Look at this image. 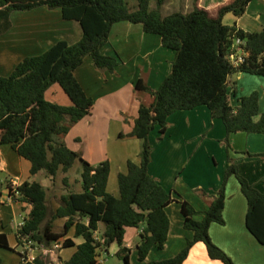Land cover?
Instances as JSON below:
<instances>
[{
  "label": "trees",
  "instance_id": "16d2710c",
  "mask_svg": "<svg viewBox=\"0 0 264 264\" xmlns=\"http://www.w3.org/2000/svg\"><path fill=\"white\" fill-rule=\"evenodd\" d=\"M151 0H135L131 6L127 0H0V24L9 28L13 12H28L40 7L60 9L63 19L71 21L81 32L80 39L71 44L60 41L38 57L21 62L9 77H0V145H9L22 158L31 163V174L45 172L56 179L62 172L67 175L76 163L82 166V192H66L56 210L48 201V191L37 182H25L9 194L14 202L32 207L28 218L18 229L16 239L19 248L24 240L32 242L44 251L32 262L20 264H53L52 247L63 240V248L75 247L67 238L74 231V238L84 242L76 253L63 264H98L101 248L116 244V256L123 264H130L131 250L125 246L126 228H141L140 243L136 248L138 259L145 263L151 251L164 250L170 233V219L166 209L177 202L172 192L166 190L152 177L149 166L153 147L150 136L159 130L164 137L170 116L180 111L207 107L214 119H220L227 131L224 141L230 165L223 185L216 195L202 189L195 190L201 199L209 201L206 212L199 213L186 201L178 202L184 217V228L194 232V239L172 259L147 264H184L192 248L203 243L212 260L223 264L234 261L212 240L210 228L216 223L225 225L226 187L235 176L248 203L246 227L258 243L264 246V191L258 189L240 174L230 153L232 134L264 135V113L260 110V93L240 98L239 106L232 104L237 94V83L232 78L238 74L264 77V28L255 33L246 32L237 25L227 26L224 18L231 14L241 18L254 0H230L220 6L217 15L199 7L188 13L163 16L166 0H156V9L150 10ZM122 22L142 25L148 34L158 35L164 48L175 52L171 74L157 91L150 89L143 79L135 85V91L152 97L150 105H140L133 130L120 134L119 138L138 139L142 142L140 164L128 163V172L120 174V197L108 192L110 163L90 165L79 152L66 144V137L74 126L92 115L94 100L78 82L75 72L87 57H91L96 70L114 73L120 62L105 56L103 48L108 44L113 27ZM245 42L244 61L235 66L229 53L234 40ZM59 85L72 102L62 106L46 99L47 92ZM264 159V153L252 155ZM68 177L64 184L69 186ZM0 182V210L3 206ZM203 219L197 221L196 216ZM65 219L62 231H56L55 221ZM104 226L101 238L96 234ZM0 249L11 250L8 238L0 234ZM61 249V250H62ZM60 251V250H59ZM0 264H5L0 259Z\"/></svg>",
  "mask_w": 264,
  "mask_h": 264
},
{
  "label": "crops",
  "instance_id": "0c3cea01",
  "mask_svg": "<svg viewBox=\"0 0 264 264\" xmlns=\"http://www.w3.org/2000/svg\"><path fill=\"white\" fill-rule=\"evenodd\" d=\"M229 1L200 0L199 7L216 16L218 8ZM168 2L171 3L172 0H166L167 4ZM9 22L7 31H4L5 23L0 24V77H9L25 59L43 55L60 41L73 44L80 38L75 24L65 21L60 9L40 7L28 12H13ZM229 24L227 26L237 25L250 33L260 31L264 28V0L252 1L246 14L241 18L233 16ZM102 53L117 58L120 65L114 73L101 72L95 69L93 59L87 57L76 70L78 82L94 100V109L92 115L72 128L65 141L70 149L79 152L92 166L105 161L110 163L108 192L119 198V175L128 172L130 161L140 164L142 148L140 140H122L119 135L130 134L140 105H150L152 102L150 95L136 92L135 85L143 79L150 89L157 91L172 72L175 52L164 48L161 37L146 33L142 25L122 22L113 27ZM232 80L237 83L238 89L236 96L232 95V98L240 100L239 95L242 98L259 92L260 110L264 113V77L238 74ZM46 99L62 106L72 105L59 85L47 92ZM168 123L169 127L162 140L159 138L160 134L154 133L156 131L150 136L153 154L149 166L152 177L171 191L177 200L166 209L171 223L168 241L164 250L155 247L145 263H142L138 259L136 248L140 243L143 227L126 228L125 246L131 250L130 264L161 262L179 255L187 242L194 239V232L184 228V217L178 202L186 201L197 212H206L209 201L198 197L195 190L202 189L209 195H216L230 165L227 147L223 144L228 137L226 127L220 119L212 117L207 107L176 112L169 117ZM229 141L232 146L230 156L240 174L264 191V159L246 154L264 153V135L232 134ZM56 180L57 178L47 177L45 172L32 176L29 161L20 157L11 146L0 145V182L3 184L0 234L7 236L11 248L0 249V259L4 261L5 258L10 262L12 259L9 254H16V264H20L23 249L18 247L16 234L32 209L26 203L14 202L9 194V186L18 187L25 182L40 183L47 189L48 201L53 210H56L63 194L74 192L69 186L65 191L60 186L57 187ZM80 192L82 190L75 193ZM50 193H53L52 199L49 198ZM247 211V200L237 178L232 176L226 187L223 214L225 225L214 223L210 228V236L235 264H264V246L258 243L246 227ZM195 219L201 221L203 216L198 215ZM65 222V219H57L56 231H62ZM103 232L104 226L101 225L96 237L101 238ZM67 238L72 239L76 246L54 252L53 264L69 261L76 253L77 246L84 242L82 238H74L73 230ZM40 249L42 253L44 250ZM118 250L119 248L114 251L115 256ZM100 256L106 264L108 258H111V247L101 248ZM184 264L223 263L212 260L206 246L198 243L192 248Z\"/></svg>",
  "mask_w": 264,
  "mask_h": 264
},
{
  "label": "rangeland",
  "instance_id": "374dc122",
  "mask_svg": "<svg viewBox=\"0 0 264 264\" xmlns=\"http://www.w3.org/2000/svg\"><path fill=\"white\" fill-rule=\"evenodd\" d=\"M131 6L135 5V0H127ZM192 1V2H191ZM191 1H186V0H172L171 3L168 2V4L166 3L163 10H162V14L164 16H168L174 13H189L193 10L194 8V0ZM156 0H151L150 1V10H155L156 9ZM176 3V4H175ZM233 18L232 15H228L227 18L225 19V24L226 25H230V20ZM79 35H81V32L78 30ZM81 37V36H80ZM80 39V38H79ZM74 44V43H73ZM250 96V95H249ZM241 98V95H239V99ZM232 104L237 107V105L239 104V100H237V98L233 97L231 99ZM156 132L154 133H158L157 130H155ZM223 143V142H222ZM224 145H226L225 143H223ZM81 173H82V166L80 163H76L74 165V167L70 170L69 174L67 175L68 179V183H69V188L74 191V192H79L82 190V178H81ZM66 177L65 174H63L62 172H60L57 176V180H56V185L57 187H61L64 191L68 190L67 187L64 184V178ZM56 187V189H57ZM52 194L50 193V199H52ZM51 205V202H50ZM26 247H30L34 250V254L33 256L39 255L40 254V248L37 245H34L33 243L27 242L26 243ZM118 248V246L116 244L111 246V258H108V262L106 264H123V262L114 254V251ZM42 251V250H41ZM9 257L12 259L10 262H8L5 258H4V263L5 264H16L18 261V256L16 254H9Z\"/></svg>",
  "mask_w": 264,
  "mask_h": 264
},
{
  "label": "built area",
  "instance_id": "2783aa9c",
  "mask_svg": "<svg viewBox=\"0 0 264 264\" xmlns=\"http://www.w3.org/2000/svg\"><path fill=\"white\" fill-rule=\"evenodd\" d=\"M244 46H245V42L240 39L234 40L233 44L231 45L229 57L233 65L238 66L244 61V58L247 54ZM16 188L17 187H13L14 192H16ZM23 224L24 222L21 224L20 228L23 226ZM26 243L27 241L24 240V248H23V251L21 252V255L23 256L22 257L23 261L25 263H29V262H32L36 257L33 256L34 250L30 247H26ZM62 248H63V240L56 242L52 247L53 251L55 252L61 250ZM100 253H101V249L98 250V255L96 258L97 263L104 264L105 262L102 260Z\"/></svg>",
  "mask_w": 264,
  "mask_h": 264
}]
</instances>
